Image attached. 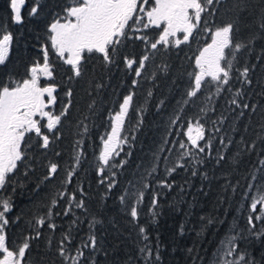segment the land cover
I'll return each mask as SVG.
<instances>
[{
	"label": "trees",
	"instance_id": "obj_1",
	"mask_svg": "<svg viewBox=\"0 0 264 264\" xmlns=\"http://www.w3.org/2000/svg\"><path fill=\"white\" fill-rule=\"evenodd\" d=\"M71 6H75L74 0H26L22 23H16L10 0H0V33L12 36L8 57L0 64V86L11 87L29 79L31 68L43 65L47 50L53 75L44 86L54 87L56 97L51 112L59 114L68 100L72 101L67 116L58 125L59 139L47 149L41 147L42 139L34 133L25 136L21 145L24 160L18 162L0 189V201L7 200L11 205L6 213L8 247L17 250L26 238L32 237L24 264H69L59 254L60 241L70 234L71 242L66 247L74 253L94 235L96 248H85L80 264H145L140 249L146 243L153 250L152 264H217V249L223 248L221 241L236 236L237 251L254 258L255 264H264V219H255L261 205L256 212L250 208L258 191L264 192V165L260 164L264 160V28L260 27L264 0H214L202 13L188 42L158 45L154 52L136 37L155 42L163 27L132 25L128 38L111 53V63L98 52H85L81 76L70 80L71 66L52 47L50 37L51 24L63 20ZM32 8L37 9L35 14ZM227 23L234 24V43L246 45L233 61L229 85L217 92L215 82L206 78L202 94L183 105L197 71L195 57L211 43V33L205 29L214 30ZM145 54L150 55V60L141 76L136 77V66L129 68L125 57L139 60ZM245 66L250 69V84L242 83L244 77L239 75ZM133 79L138 81L135 88ZM69 89L70 98L66 95ZM130 90L135 92L133 110L124 126L129 144L116 158V163L121 159L127 163L106 171V175L116 172V184L109 191L97 173L100 137L110 129V116L119 110L122 97ZM237 91L242 95L237 96ZM233 99L241 105L247 103L249 108L231 104ZM201 108L207 110L206 115ZM176 115L181 120L173 124ZM197 118L206 129H212L213 122L219 128L218 133H212L211 147H206L205 153L197 155L193 150V156L202 161L198 164L193 157L181 160L185 149L179 147V142H184L191 148L183 133L188 120ZM43 125L46 123L42 124V132L51 140ZM79 149H83V155L69 183L68 173L73 171ZM128 152L130 156L125 155ZM220 155L224 159L217 163ZM50 163L59 167L51 179H45ZM177 163L184 167L168 175L167 170ZM163 180L171 187L161 186ZM144 184L150 187L145 190ZM125 190L144 191L136 221L130 216L128 196L124 203L120 201ZM62 192L76 194L68 215L64 213L69 197H61ZM154 193L159 194L155 216L151 209ZM80 199L84 200V208L75 207ZM53 200L58 203L53 205ZM250 215L254 228L248 222ZM41 218L45 223L38 225ZM49 224L56 227L50 228ZM140 227L146 229L147 241Z\"/></svg>",
	"mask_w": 264,
	"mask_h": 264
},
{
	"label": "snow or ice",
	"instance_id": "obj_2",
	"mask_svg": "<svg viewBox=\"0 0 264 264\" xmlns=\"http://www.w3.org/2000/svg\"><path fill=\"white\" fill-rule=\"evenodd\" d=\"M155 6L148 8L145 5L150 4V0H74L75 6H71L66 10V22L61 23L59 20L51 24V43L61 57L67 53L66 63L71 66L70 71L73 77L81 76V62L84 59V53L98 52L102 54L103 59L107 63L112 62L111 53L116 51L118 45L124 39L128 38V30H132V25L143 24L144 28L155 26L159 28L164 24L158 40L155 42L148 41L147 37H136L146 42V47L153 52L157 50L158 45H167L170 42L179 46L182 43L188 42L192 36L193 31L196 30L201 22L202 13L206 11V7L213 4L214 0H152ZM220 0H216L219 3ZM26 0H10V7L14 14V22L22 23V9ZM36 8L31 9V13L35 14ZM211 15V13H209ZM145 18L147 23H144ZM132 22L130 25L129 22ZM261 28H264V18H262ZM206 31L211 33V43L207 44L195 57V65L197 71L193 74L192 82L189 90L185 93V99L182 101L183 105H188L197 98L198 94H202V89L207 86L206 78H211L215 82L216 91L225 90L223 86L229 85L231 73L233 70V61L236 58L237 52L246 47L243 43H234L232 34L234 31V24L227 23L223 26L217 27L214 30L206 28ZM183 33L182 39L178 38V34ZM0 64H4L8 54L10 42L12 40L11 34L0 33ZM250 42V41H249ZM127 66L133 68L136 77H140L145 70L146 62L150 60V55L145 54L139 60L135 58L125 57ZM31 77L22 82H17L14 86H0V189L4 188L9 179V174L13 173L17 168L18 162L24 160L25 154L22 151L21 145L25 142V136L34 133L37 137L42 139L41 147L47 149L51 142L59 139L56 133L59 131L58 125L61 124L62 118L66 117L69 108L72 106L71 99L68 100L59 114H53L51 111H46L49 105L54 104L56 97L53 95L55 88L52 86L40 87L39 80L41 76L51 77L53 72L51 66L48 64L47 50H45L43 65L36 64L31 68ZM250 69L245 66L240 76L244 77L242 83L250 84L251 81L247 79ZM239 78V77H237ZM138 84L136 79L132 81V87L135 88ZM47 94L49 97L46 102L44 97ZM66 95L70 98L72 96L71 89ZM149 95L151 93L149 92ZM237 96L242 95L241 91H237ZM135 92L129 91L128 95L123 96L118 105L119 110L110 116V129L104 136L100 137L101 148L99 151V166L97 173L101 177L100 183L105 184L110 191L116 184L115 171H106L113 168H122L127 163L126 159H121L116 163V158L120 157L124 150V145L129 144V137L125 134L124 126L128 118L130 110H133V100ZM163 104V101H161ZM231 104L241 107L243 109L249 108L247 103L239 104L236 99L231 101ZM205 115L207 110L200 109ZM255 108L253 107V111ZM243 115V111L240 113ZM39 115L41 118H46L47 133L42 132L41 121L35 119ZM224 117H221L223 120ZM181 120L180 115H176L172 120L176 124ZM206 129L205 125L197 118L195 121L189 119L186 125V131L183 133L187 137V141L191 145L188 148L184 142H179V147L185 149L181 154L180 159L193 157L195 163H201L199 159L193 156V150L196 154L205 153L206 147L210 148L212 143V133H218L219 128ZM85 131L87 128L85 127ZM206 132L208 135H206ZM171 135V133H169ZM180 135V133H177ZM31 138V137H29ZM203 142V145L201 144ZM167 143V141H165ZM224 144L223 138L220 140ZM230 144L231 141L229 140ZM255 148V144L251 145ZM59 155V154H57ZM83 149H79L77 155L74 157L73 171L68 173L67 182H71V177L74 174L75 166L80 164ZM130 156L131 153H125ZM224 159L223 155L216 158V162L220 163ZM264 165V160L260 161ZM59 165L50 163L48 175L45 179H51L56 173ZM183 163H177L174 167L167 170V174L171 175L177 168H183ZM196 173L193 172V175ZM256 177L253 176V180ZM163 187H171L167 180L160 181ZM150 187L148 184L143 185V189L147 190ZM251 188V185H250ZM81 193L83 189H80ZM61 197L67 195L69 197L68 208L65 215H68L72 210L71 201L76 200L75 193L62 192L59 193ZM126 195L131 200L130 216L133 221L138 220V208L143 202L144 191L128 193L125 190V195L120 196L121 203L125 202ZM158 195L154 193L151 200L152 215H156V207L158 204ZM58 201L53 200V205ZM258 205L260 215L255 219H264V192L257 193V196L252 198L250 208L253 212L257 211ZM76 208H84V200L80 199L75 203ZM11 210V205L7 200L0 201V252L3 258L0 259V264H24L26 251L30 248L28 240L18 247L17 250H10L6 245L5 228L8 225L6 213ZM51 216V212L48 213ZM248 222L251 227H255L253 217H248ZM45 220L43 218L37 221L38 225H43ZM211 223V220H209ZM50 228H55L56 225L49 224ZM91 228V226H90ZM139 232L143 240L147 241L149 238L146 235V229L140 227ZM39 236V232L36 233ZM236 236H228L224 241L222 249H217L218 262L217 264H255L254 258H251L247 253L238 252V245L235 243ZM71 236L66 235L60 241L59 254L68 261L69 264H80L81 258L84 256L85 248H96V238L94 235L89 236L88 240L73 253L66 244H70ZM140 252L145 257V264H152L153 250L146 243ZM229 257H233L229 259ZM156 261L159 260L158 251L155 254Z\"/></svg>",
	"mask_w": 264,
	"mask_h": 264
},
{
	"label": "flooded vegetation",
	"instance_id": "obj_3",
	"mask_svg": "<svg viewBox=\"0 0 264 264\" xmlns=\"http://www.w3.org/2000/svg\"><path fill=\"white\" fill-rule=\"evenodd\" d=\"M30 77H31V76H30ZM48 79H49V77H48V78H42V77H40V80H39V86H40V87H45V86H44V83H45ZM53 95H54V92H53ZM44 99H45L46 102L48 101L49 97L47 96V94L45 95ZM53 105H54V104L49 105L48 108L46 109V111H51ZM35 119L40 120V121H41V125L44 124V123H46V118H41L39 115H37V116L35 117ZM6 245H7V239H6ZM7 247H8V245H7ZM8 248H9V247H8ZM9 249H10V248H9ZM10 250H12V249H10ZM13 251H15V250H13ZM2 258H3V254H2V252H0V259H2Z\"/></svg>",
	"mask_w": 264,
	"mask_h": 264
},
{
	"label": "rangeland",
	"instance_id": "obj_4",
	"mask_svg": "<svg viewBox=\"0 0 264 264\" xmlns=\"http://www.w3.org/2000/svg\"><path fill=\"white\" fill-rule=\"evenodd\" d=\"M150 6H155V5H154V2H152V0H150V4H149V5H145L146 8H148V7H150ZM65 18H66V17H65ZM65 18H64L63 20H61L60 22H61V23L66 22V19H65ZM144 21H145V23H147V19H146V18H145ZM160 26H162L163 28L165 27L164 24H161ZM160 26H159V27H160ZM182 37H183V33H179V34H178V38L182 39ZM170 43H171V42H170ZM57 53L59 54L58 51H57ZM59 55H60V54H59ZM67 55H68V54L65 53L64 56L62 57V59L66 61V59H67ZM41 77H42V78H48V77H44V76H41Z\"/></svg>",
	"mask_w": 264,
	"mask_h": 264
}]
</instances>
